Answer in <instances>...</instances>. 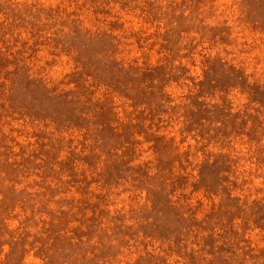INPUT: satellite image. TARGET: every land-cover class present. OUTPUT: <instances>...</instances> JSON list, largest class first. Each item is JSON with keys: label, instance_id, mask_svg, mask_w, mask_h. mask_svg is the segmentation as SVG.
<instances>
[{"label": "rangeland", "instance_id": "374dc122", "mask_svg": "<svg viewBox=\"0 0 264 264\" xmlns=\"http://www.w3.org/2000/svg\"><path fill=\"white\" fill-rule=\"evenodd\" d=\"M0 264H264V0H0Z\"/></svg>", "mask_w": 264, "mask_h": 264}]
</instances>
